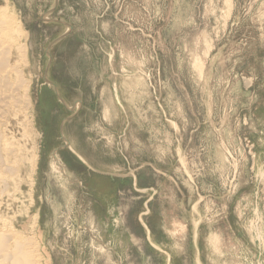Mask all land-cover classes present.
I'll list each match as a JSON object with an SVG mask.
<instances>
[{"label":"rangeland","instance_id":"obj_1","mask_svg":"<svg viewBox=\"0 0 264 264\" xmlns=\"http://www.w3.org/2000/svg\"><path fill=\"white\" fill-rule=\"evenodd\" d=\"M6 4L32 107L0 214L44 263L264 264V0Z\"/></svg>","mask_w":264,"mask_h":264},{"label":"bare ground","instance_id":"obj_2","mask_svg":"<svg viewBox=\"0 0 264 264\" xmlns=\"http://www.w3.org/2000/svg\"><path fill=\"white\" fill-rule=\"evenodd\" d=\"M17 14L10 5H0L1 192L8 189L10 179L15 180L18 176V170L13 166L15 162L12 160L14 156L16 157L17 148L14 147L15 144H12L7 137L4 127L13 113L21 112L27 115V110L32 107L31 79L27 77L31 64L28 36ZM27 124L25 123V125ZM16 158L18 159V157ZM54 159L57 163L61 160L57 154L54 155ZM36 163L37 155L34 154L31 166L33 171ZM3 214V212L0 214V264H45V254L37 236V220L35 219L31 225L32 234L27 236L25 229L20 230L15 223L9 220L10 224L6 217V220L4 219Z\"/></svg>","mask_w":264,"mask_h":264}]
</instances>
